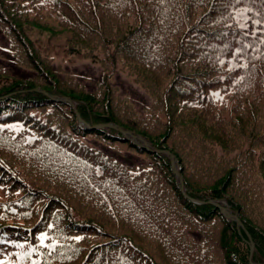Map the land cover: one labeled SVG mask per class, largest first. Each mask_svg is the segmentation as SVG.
Listing matches in <instances>:
<instances>
[{
    "label": "trees",
    "instance_id": "16d2710c",
    "mask_svg": "<svg viewBox=\"0 0 264 264\" xmlns=\"http://www.w3.org/2000/svg\"><path fill=\"white\" fill-rule=\"evenodd\" d=\"M0 30V264H264V0H0Z\"/></svg>",
    "mask_w": 264,
    "mask_h": 264
},
{
    "label": "rangeland",
    "instance_id": "374dc122",
    "mask_svg": "<svg viewBox=\"0 0 264 264\" xmlns=\"http://www.w3.org/2000/svg\"><path fill=\"white\" fill-rule=\"evenodd\" d=\"M6 42L7 39L0 30V51L4 49V47L1 45L5 44ZM45 50L51 52L56 57V61H61L66 69H69L79 77H82L83 81L89 86H93L96 79L101 75L100 66L90 59L68 55L61 48L47 44H45ZM115 82L118 84L120 90L133 100L140 111H142L144 107L151 102L150 95L131 77H129L126 72L122 70L117 71ZM174 165L177 171L180 172L176 162ZM178 172L177 174H180Z\"/></svg>",
    "mask_w": 264,
    "mask_h": 264
},
{
    "label": "water",
    "instance_id": "95a60500",
    "mask_svg": "<svg viewBox=\"0 0 264 264\" xmlns=\"http://www.w3.org/2000/svg\"><path fill=\"white\" fill-rule=\"evenodd\" d=\"M56 98H59V99H62V100H66V101H68L69 103H71L72 105H73V107L76 109V112H77V114L79 115V113H78V111H77V104L70 98V97H68V96H64V95H62V96H56ZM79 119L81 120V121H83L80 117H79ZM114 126H116L117 128H120L121 130H122V132L128 137V138H133L132 137V133L129 131V130H127V129H124V128H121V127H119L118 125H114ZM140 140L143 142V144L145 145V146H148L147 145V143L145 142V140H143V139H141L140 138ZM138 143H139V141H137ZM171 156V164H172V166H173V170H174V172L175 173H177L178 171H177V169H176V167H175V162H176V159H175V157H174V155L173 154H171L170 155ZM179 173V172H178ZM180 182H181V189L184 191V188H183V178L180 176ZM185 192V191H184ZM214 202V201H213ZM218 207H220V209H221V211H222V213L224 214V215H226V216H228V217H230V218H232V219H234L236 222H237V225H238V227H240L241 225H242V223H241V220H240V218H239V216H238V213L236 212V211H233V209L229 206V205H227V204H225V203H220V202H214ZM249 244H250V247H251V249L254 247V242L250 239L249 240Z\"/></svg>",
    "mask_w": 264,
    "mask_h": 264
},
{
    "label": "snow or ice",
    "instance_id": "6c2138e0",
    "mask_svg": "<svg viewBox=\"0 0 264 264\" xmlns=\"http://www.w3.org/2000/svg\"><path fill=\"white\" fill-rule=\"evenodd\" d=\"M47 238L46 234H41V241L43 242ZM75 239H82V237H76Z\"/></svg>",
    "mask_w": 264,
    "mask_h": 264
}]
</instances>
